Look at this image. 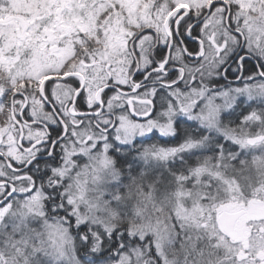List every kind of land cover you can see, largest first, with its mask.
<instances>
[{"label": "snow or ice", "instance_id": "6c2138e0", "mask_svg": "<svg viewBox=\"0 0 264 264\" xmlns=\"http://www.w3.org/2000/svg\"><path fill=\"white\" fill-rule=\"evenodd\" d=\"M0 264H264V0H0Z\"/></svg>", "mask_w": 264, "mask_h": 264}]
</instances>
